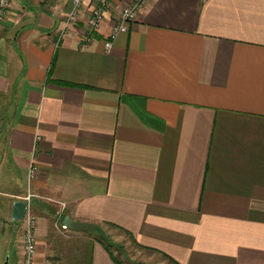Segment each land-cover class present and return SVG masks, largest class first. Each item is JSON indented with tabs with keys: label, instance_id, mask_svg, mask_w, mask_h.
Wrapping results in <instances>:
<instances>
[{
	"label": "crops",
	"instance_id": "1",
	"mask_svg": "<svg viewBox=\"0 0 264 264\" xmlns=\"http://www.w3.org/2000/svg\"><path fill=\"white\" fill-rule=\"evenodd\" d=\"M71 6L0 24V214L32 194L34 264H124L58 220L174 264H264V0H154L110 50L112 17L89 33ZM4 220L0 264H21L26 222Z\"/></svg>",
	"mask_w": 264,
	"mask_h": 264
},
{
	"label": "built area",
	"instance_id": "2",
	"mask_svg": "<svg viewBox=\"0 0 264 264\" xmlns=\"http://www.w3.org/2000/svg\"><path fill=\"white\" fill-rule=\"evenodd\" d=\"M154 0H126L114 4V0H71L72 6L67 14V23L84 21L89 33L99 32L108 16L112 17L113 25L105 41V49L110 50L113 41L120 33L129 31L142 10ZM13 0H0V22L4 21L12 8ZM20 4V3H18ZM17 5L14 4V6ZM66 30V27L63 31ZM36 167L32 166L30 178L35 176ZM27 217V213L25 218ZM28 225L24 234V255L21 264H34L37 247L34 228L35 218L28 216ZM62 229H67L66 224H61Z\"/></svg>",
	"mask_w": 264,
	"mask_h": 264
},
{
	"label": "rangeland",
	"instance_id": "3",
	"mask_svg": "<svg viewBox=\"0 0 264 264\" xmlns=\"http://www.w3.org/2000/svg\"><path fill=\"white\" fill-rule=\"evenodd\" d=\"M21 0H13V4H12V8L10 9L9 14L7 15L6 19L4 21H6L8 19V17L11 15V13L18 9L20 7V3ZM14 6V4H16ZM2 21V22H4ZM0 22V24L2 23ZM11 112H10V104H6L3 105L2 104V108H0V162L1 160L4 159L3 155H4V148L7 147V133L11 124ZM32 166H36V164H32L29 168V180H33V178H30V170ZM38 168L36 169L35 172V176L37 174ZM34 176V178H35ZM13 188V191H17L19 189H21L22 184L18 183V184H12L11 185ZM4 197L2 198L0 196V213H1V209H2V205L4 203ZM10 199L6 198V202L9 201ZM18 200H22L25 201L27 203V217L24 218L21 221L15 222L12 220V217L10 216V214L6 213V215H2L0 214V226L2 225V223L5 224V220L7 219L8 223H11L12 226V232H15V228L17 226V223L21 224V222L25 221L26 222V226L28 225V216H32L35 218V222L37 223V216L33 213V205H32V194H30L28 192V194L22 198H14V202L18 201ZM14 202L12 204H14ZM10 203V202H9ZM58 224H63V222L61 220L56 221ZM61 227V226H60ZM9 229V228H7ZM110 234H111V240L115 241L117 243H119L122 248H118V247H112V251L114 253V255H116V257H118L124 264H174L173 262H171L169 259L165 258L163 255H160L159 253H156L152 250H147L145 248H141L140 246H138L134 240L132 239V237L127 234L124 231L118 230V229H113V228H109ZM7 232H10L7 230ZM2 233H0V243L2 240ZM62 235V234H60ZM1 246V244H0ZM24 246V244H23ZM2 246L0 248V255L2 254ZM8 260H9V256L8 258H6L3 262V264H8ZM11 264V263H9Z\"/></svg>",
	"mask_w": 264,
	"mask_h": 264
},
{
	"label": "trees",
	"instance_id": "4",
	"mask_svg": "<svg viewBox=\"0 0 264 264\" xmlns=\"http://www.w3.org/2000/svg\"><path fill=\"white\" fill-rule=\"evenodd\" d=\"M68 223H69V224H67L68 227L70 226L72 228H76V229H80V230L84 229V228H86V230L91 229L95 234V238L98 241H100L101 243H103V245L108 250V252L112 255L114 260L116 262L120 261L118 257L114 256V253L112 251V247H118L121 249L122 246L119 243L112 241L111 237L105 231H103L99 225H89V224H83V223L73 222V221H69ZM176 264H178V263H176Z\"/></svg>",
	"mask_w": 264,
	"mask_h": 264
},
{
	"label": "water",
	"instance_id": "5",
	"mask_svg": "<svg viewBox=\"0 0 264 264\" xmlns=\"http://www.w3.org/2000/svg\"><path fill=\"white\" fill-rule=\"evenodd\" d=\"M26 213L27 203L22 200L15 201L13 204L12 220L15 222L21 221L25 218Z\"/></svg>",
	"mask_w": 264,
	"mask_h": 264
}]
</instances>
